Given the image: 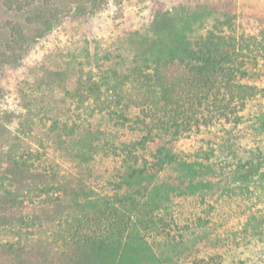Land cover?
<instances>
[{"label":"trees","instance_id":"16d2710c","mask_svg":"<svg viewBox=\"0 0 264 264\" xmlns=\"http://www.w3.org/2000/svg\"><path fill=\"white\" fill-rule=\"evenodd\" d=\"M130 1L39 15L56 53L0 103V264H183L264 222L260 201L229 234L198 214L235 188L264 189V101L248 111L264 17L251 31L235 0H136L130 23L118 7ZM110 5L120 21L86 37ZM17 60L1 52L0 77ZM202 128V146L177 149Z\"/></svg>","mask_w":264,"mask_h":264},{"label":"rangeland","instance_id":"374dc122","mask_svg":"<svg viewBox=\"0 0 264 264\" xmlns=\"http://www.w3.org/2000/svg\"><path fill=\"white\" fill-rule=\"evenodd\" d=\"M134 1L136 0H131L124 6H118L122 8V12L126 16L128 15L126 21H130V23L137 22L134 12L131 11L140 8V4L133 5ZM152 1L154 3L156 0ZM177 1L181 0H161L165 7ZM85 2L86 0H0V53L8 54L10 52L12 57H17V61L21 63L15 68L12 64L7 66V63H4L1 70L2 76L0 77V103L5 104L10 100L6 93L3 96L2 94L6 89H13L16 79L26 72V67L36 64L47 54L51 56L56 53L55 50L47 51L51 46L48 39L51 40L53 33L49 34L48 31L43 33L39 15L42 14L45 19L54 13L55 8H74ZM234 6L241 23L248 19L246 26L251 31L255 28L257 19H263L264 17V0H235ZM143 13L145 15V11ZM31 17H35V20L30 21ZM112 20H114V23L120 21L118 13L115 12V5H110L108 10L101 12V15H94L88 21L86 24V31H88L86 37H89L92 32L98 36L97 34L102 33L107 27H112ZM56 26H58L57 23H55L54 28ZM12 40L17 42L12 43ZM7 41L11 43L9 52L5 47ZM260 63L262 66L260 73L264 76V59H261ZM254 69L256 70L257 66ZM256 83L259 90L250 102L248 111H254L253 105L262 100L264 101V78L256 81ZM215 127L217 125L213 126V128ZM206 130L207 128H202L198 132L184 135L179 139L177 149L181 152L196 150L202 146L204 139L207 138V132L203 133ZM260 138L254 139L257 142ZM243 144H246V142L244 141ZM243 156L247 157L248 153L244 152ZM241 190L235 188L229 198L213 201L211 208L204 207L198 214L205 216L207 220L211 219L218 226L225 225L221 229L223 234L234 232L237 229L238 222L244 220V211L247 210L249 205L256 203V201H260V206L264 205V189L259 187L254 190L250 186V188L243 190L244 196H242ZM205 211L208 212V215ZM186 216L187 213H185L183 221L186 220ZM252 233L246 232L236 236L232 244L228 246H208L182 262L183 264H264V222L256 232Z\"/></svg>","mask_w":264,"mask_h":264}]
</instances>
